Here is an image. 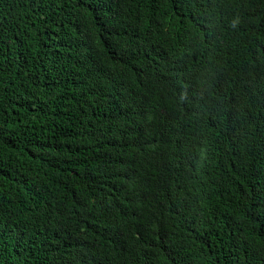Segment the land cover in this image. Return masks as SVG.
<instances>
[{
    "label": "trees",
    "instance_id": "trees-1",
    "mask_svg": "<svg viewBox=\"0 0 264 264\" xmlns=\"http://www.w3.org/2000/svg\"><path fill=\"white\" fill-rule=\"evenodd\" d=\"M0 264H264V0H0Z\"/></svg>",
    "mask_w": 264,
    "mask_h": 264
}]
</instances>
